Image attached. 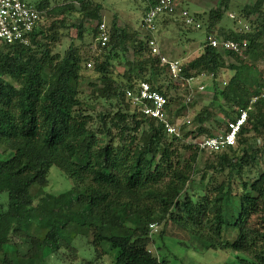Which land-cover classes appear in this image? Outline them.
I'll return each mask as SVG.
<instances>
[{"label":"trees","instance_id":"trees-1","mask_svg":"<svg viewBox=\"0 0 264 264\" xmlns=\"http://www.w3.org/2000/svg\"><path fill=\"white\" fill-rule=\"evenodd\" d=\"M231 2L217 0L207 14L201 54L182 63L187 78L207 74L216 82L230 72L225 88L215 97L220 94L237 106L238 115L224 112L229 119L223 132L241 111H248L236 146L209 154L214 160L206 162L200 186L192 179L199 156L208 153L195 141L218 135L207 126L213 117L210 109L194 118L190 131L184 133L182 127L184 138L180 139L170 136L162 123L145 116L127 98V92L141 82L167 98L173 87L174 80L167 74L168 82L159 57L151 52L148 32L145 38L139 37L121 27L115 17L110 30L106 29L107 44L102 46V4L39 0L34 6L46 18L30 46L0 40V149L4 155H0V196H7L0 205V264H63L62 249L77 256L73 239L79 230L96 252L93 260L83 264H96L112 254V264H170L150 249L157 244L156 225L164 226L158 235L161 244L170 227L196 240L204 250L232 251L249 257H239L241 264H264V146L256 147L249 138L250 133L264 138V79L255 65L264 57V0L246 6L233 21L242 28L245 18L249 31L217 28ZM155 4L156 0H149L147 11ZM67 15H77L70 25ZM191 16L195 27L202 28V14ZM71 28L76 36L63 54L54 53V46L68 35L62 31ZM90 35L100 54L89 55L76 44H84ZM210 35L247 46L242 53L221 52L206 42ZM121 60L126 62L125 73L117 70L116 62ZM90 68L97 81L86 75ZM86 87L91 89L88 96ZM91 99L102 104L101 111ZM168 100L170 106L174 100ZM188 109L185 104L170 113L179 117ZM232 159L236 161L228 164ZM54 166L70 181L63 193L46 191ZM255 167L257 174L245 180V170ZM211 170L218 175L228 172L227 177L205 187ZM233 196L238 203H233ZM233 205L237 213L227 219L225 214L235 209Z\"/></svg>","mask_w":264,"mask_h":264},{"label":"rangeland","instance_id":"rangeland-1","mask_svg":"<svg viewBox=\"0 0 264 264\" xmlns=\"http://www.w3.org/2000/svg\"><path fill=\"white\" fill-rule=\"evenodd\" d=\"M31 5H36L39 0H26ZM55 1L58 3H65V0H52V4H55ZM257 0H232L230 9L223 21L220 22L217 28H225V29H237L234 24V20L237 19L240 13L245 9L246 6H253ZM96 2L102 4L103 6V24L106 26L107 30H110L111 24L115 17L118 18L119 25L121 27L127 28L130 32L139 35V37L145 38L148 33L143 28L142 23L144 19V15L147 11V7L149 4V0H96ZM180 6L178 12L173 16V19L167 21L165 23H159L157 32L155 33L156 39L159 44L162 45L163 52L172 57L176 56L179 58L182 63H186L188 61L193 60L198 57L202 50L205 42V36L207 32L206 20L208 19L207 14L210 10L216 7L217 0H180ZM57 4V3H56ZM77 6V5H76ZM182 8L187 10L190 15L195 13H200L203 16L202 28H198L195 25H188L185 23V17L182 14ZM229 14V15H228ZM230 15H233L231 17ZM243 15V14H241ZM77 15H67L68 24L70 25L76 20ZM243 24H241L242 28L245 31H249V24H247V20L245 18L241 19ZM92 25H87V27H91ZM240 26V25H239ZM64 34L67 36L64 37L62 43H58L54 46V53L63 54L65 49L69 46L72 41V38L76 36V31L72 28L69 30H63ZM90 32V31H89ZM217 32V31H216ZM77 45L81 47V49L89 55H97L100 54V50L98 49V44L92 38V36H87L85 43L76 42ZM160 45V46H161ZM264 52V50H263ZM264 55V53H263ZM186 56H189L186 59ZM129 59H132V53L129 54ZM250 64L253 62L247 57H243ZM118 65V72L125 73L127 71V67L125 65V60H121L120 62H116ZM257 67L258 75L264 79V57L261 61L255 63ZM89 79L93 81H97L96 75L93 73V69L90 68V71L86 73ZM167 75V73H166ZM230 72H225V75L222 76L221 79L216 82L213 81L212 75L203 74L198 76L195 80L194 84H201L205 86L204 91L198 92L196 89L194 98L192 103L189 105L188 113L189 119L192 121L194 118L205 108H209L213 113L212 119L207 123L208 128L212 129L215 133H222L225 130V123L228 121L229 117L226 113L230 114V116L236 117L238 115V108L235 105L228 104L224 98L219 94L215 97V94H218L221 90L225 88L226 83L229 81ZM168 82L170 77L167 75ZM173 87L170 88V93L168 95V99L174 100L171 105V110H176L181 106L185 105L188 91L187 88L182 86L179 82H173ZM90 87H86L85 91L88 96L90 92ZM91 104L96 106L97 111L102 110V104L97 100L91 99ZM187 112L185 111L183 115L179 116L181 120H184L187 117ZM226 112V113H224ZM195 124L193 123L192 127L184 125L185 130L184 133L190 131L194 128ZM253 133H250L249 138L250 142L254 144L256 147L264 146V138L263 137H254ZM201 139V138H200ZM197 139L196 141H198ZM195 141V142H196ZM238 147V146H237ZM2 153V149H0V155L4 157ZM241 155V153H239ZM209 160H214V157L209 154H201L199 156V160L196 166L195 174L193 176V181L195 182V186H200L202 184V178L204 177V171L206 168V162ZM236 159L230 160L228 164L235 162ZM259 168H249L244 172V179L248 180L249 178H253L254 175L257 174ZM228 173V172H227ZM227 173L223 175H218L211 170L207 173L205 181L203 185L206 187L212 184L221 183L227 177ZM50 183L46 188V191L51 194H59L67 191L70 187V181L66 176L65 172L61 171L57 167H52L50 170ZM211 184V185H212ZM237 187L240 186V179L236 181ZM4 197L7 198L6 195ZM1 198L0 196V205L2 203L5 204V198ZM233 203H238L237 196H233ZM235 207V205H233ZM237 213V207L233 209V211L227 212L225 217L228 219L230 214ZM153 239L156 241V245L151 246V251L156 257H166L170 264H241L239 261V257H246L244 254H236L235 252H226L220 250H204L196 240L191 241L188 235H185L183 232L177 230H171L169 227L166 231L170 232L166 238L164 243L161 244V240L158 237L160 232L164 230V226L156 225L154 228ZM82 230H79V235L73 239L74 248L77 250V256L74 257L71 255L69 251L64 249L61 250V256L63 264H83L88 262L89 260H93L96 256V252L94 247L87 242V239L81 236ZM155 244V243H154ZM160 246V248H159ZM114 259V254L109 257L101 258V260L96 264H112ZM47 264H59L53 263V261H49ZM62 264V263H61Z\"/></svg>","mask_w":264,"mask_h":264},{"label":"built area","instance_id":"built-area-1","mask_svg":"<svg viewBox=\"0 0 264 264\" xmlns=\"http://www.w3.org/2000/svg\"><path fill=\"white\" fill-rule=\"evenodd\" d=\"M179 2L180 0H156V4L148 9L142 24L144 29L150 34L149 47L152 54L159 57L161 65L175 82L181 83L182 86L188 89L189 94L185 104L189 107V104L193 101L196 89L198 92H202L205 86L202 83L199 85L194 84L198 77H185L182 61L165 56L161 52L160 44L155 36L158 29V20L161 17L174 15ZM182 14L185 17L186 24H195L194 18L187 10H184ZM230 16L233 17V15ZM45 18L46 14L44 11H39L26 0H0V40L8 45L30 46L35 30ZM100 29L103 31L102 46H106L108 41L106 26L102 24ZM206 42L209 46L221 52L242 53L247 46L246 43L239 44L231 40L219 39L212 35L206 38ZM88 67H91V64H88ZM127 98L145 116L162 123L172 137L183 139L182 127L184 125L189 127L192 125L188 112L184 120L176 117L175 114H171L168 98L162 93L153 90L150 84L146 82H141L136 88L129 90ZM247 118L248 111H241L236 120L229 122L227 131L218 134L216 137H203L195 143L201 151L208 154L234 147L237 143V136L246 124Z\"/></svg>","mask_w":264,"mask_h":264},{"label":"crops","instance_id":"crops-1","mask_svg":"<svg viewBox=\"0 0 264 264\" xmlns=\"http://www.w3.org/2000/svg\"><path fill=\"white\" fill-rule=\"evenodd\" d=\"M177 12H178V6H177ZM183 10V9H182ZM176 12V13H177ZM175 17V16H174ZM173 16H166V17H161L159 20H158V25H159V23H165V22H167V21H170V19H173L174 18ZM160 45H161V43H160ZM160 48H161V52L165 55V56H167V57H169V58H172V59H178V60H180L179 58H177L176 56H172V57H170V56H168V55H166L164 52H163V50H162V45L160 46ZM189 58V56H186V59H188ZM181 61V60H180Z\"/></svg>","mask_w":264,"mask_h":264}]
</instances>
